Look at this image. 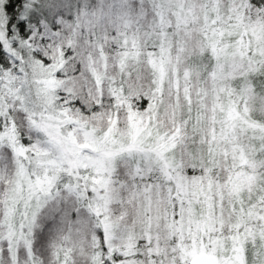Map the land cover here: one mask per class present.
I'll return each mask as SVG.
<instances>
[{"label": "trees", "instance_id": "trees-1", "mask_svg": "<svg viewBox=\"0 0 264 264\" xmlns=\"http://www.w3.org/2000/svg\"><path fill=\"white\" fill-rule=\"evenodd\" d=\"M3 10L13 45L54 65L55 98L70 118L96 131L112 122L124 135L134 115L174 134L170 154L212 205L210 230L225 248L238 232L245 264H264V0H5ZM240 13L257 52L232 50L236 66L226 63L229 74L218 77L212 23L231 24ZM11 60L0 41V65ZM6 106L27 151L47 149L21 99L7 94ZM230 106L243 120L228 124ZM21 161L0 139V264L180 263L179 238L190 240L185 225L201 211L169 220L167 182L153 160L127 153L115 160L102 214L117 246L110 258L89 195L58 185L25 200L17 193Z\"/></svg>", "mask_w": 264, "mask_h": 264}, {"label": "rangeland", "instance_id": "rangeland-1", "mask_svg": "<svg viewBox=\"0 0 264 264\" xmlns=\"http://www.w3.org/2000/svg\"><path fill=\"white\" fill-rule=\"evenodd\" d=\"M4 1L0 0V41L6 51L12 54V60L4 66L0 65V139L7 141L22 160L23 185L19 187L17 193L24 196L25 200H30L37 195L36 191L48 192L58 185L70 186L79 193H87L94 210L106 216L104 207L108 200L107 187L117 156L123 153L140 155L153 160L160 167L161 175L167 182L166 205L170 207L171 222L176 213L177 220L181 221L186 208L194 210L197 206L201 211L198 220L190 221L189 226L185 225L187 226L185 232L190 234V240L186 242L179 238V264H189L192 255L203 252L215 255L223 264H245L243 240L238 232L233 233L232 242L225 248L224 242L210 230L212 205L203 200L206 199L203 189L179 174V162L170 154L174 146V134L157 132L134 115L131 116L124 135L116 133L112 122L106 125L105 130L96 131L70 118L55 98L56 83L52 77L54 65L48 67L34 59L25 48L19 49L13 45L14 39L8 35L5 28L7 21L3 10ZM241 15L242 13L232 18L231 24L226 19L218 23L214 20L212 23L208 43L216 52L214 59L221 62L218 77L229 74L223 69L226 63L230 62L236 66V61L230 58L232 50L233 52L245 50L250 54L257 52L255 47H258V42L254 38L253 42L251 41L252 37L247 33ZM7 94L19 97L29 109L35 125L49 140L47 149L31 154L18 141L14 126L7 119ZM241 116L245 115L235 106L227 109V118L230 120L228 124L243 120ZM243 160H240L241 166L245 163ZM236 172L238 171L234 173ZM241 173L243 175V172ZM234 178L238 186L241 179L238 173ZM103 215L107 255L110 258L115 251L117 252V246L109 245L111 238L109 228L112 224ZM258 220L263 225L264 232V203ZM218 247L221 249L218 250Z\"/></svg>", "mask_w": 264, "mask_h": 264}, {"label": "water", "instance_id": "water-1", "mask_svg": "<svg viewBox=\"0 0 264 264\" xmlns=\"http://www.w3.org/2000/svg\"><path fill=\"white\" fill-rule=\"evenodd\" d=\"M189 264H223L219 263L215 255L207 254L206 252L192 255Z\"/></svg>", "mask_w": 264, "mask_h": 264}, {"label": "flooded vegetation", "instance_id": "flooded-vegetation-1", "mask_svg": "<svg viewBox=\"0 0 264 264\" xmlns=\"http://www.w3.org/2000/svg\"><path fill=\"white\" fill-rule=\"evenodd\" d=\"M220 263V262H219Z\"/></svg>", "mask_w": 264, "mask_h": 264}]
</instances>
